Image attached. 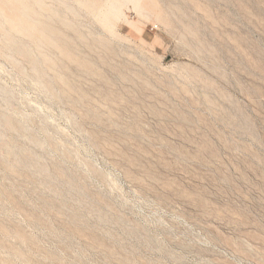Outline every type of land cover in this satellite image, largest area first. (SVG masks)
<instances>
[{
  "label": "rangeland",
  "instance_id": "374dc122",
  "mask_svg": "<svg viewBox=\"0 0 264 264\" xmlns=\"http://www.w3.org/2000/svg\"><path fill=\"white\" fill-rule=\"evenodd\" d=\"M39 4L70 57L0 34V264H264V0Z\"/></svg>",
  "mask_w": 264,
  "mask_h": 264
},
{
  "label": "bare ground",
  "instance_id": "6f19581e",
  "mask_svg": "<svg viewBox=\"0 0 264 264\" xmlns=\"http://www.w3.org/2000/svg\"><path fill=\"white\" fill-rule=\"evenodd\" d=\"M17 1V7H15L13 11L7 10L5 6L0 4V17L2 18V21H6L10 29V31H6L4 33L0 31V34L5 39H7L8 43L6 45L10 48L14 55H21L23 59L29 63V67L33 72H35V76L40 79L42 84L50 83V81L46 79L48 75L46 76V74H44L43 68L41 66L42 64H39L38 60L40 59H37L34 53L38 52L39 56L41 55L40 57L42 58L43 63L48 62L49 66L52 68L56 66V61L50 53L45 52V46L57 47L60 51H63L66 56L70 57V52H68L67 48L64 45L60 47V45H62L61 38L59 37L58 28L55 25V21H61L63 16L58 13V10L51 9V7L50 10L45 13L46 16H44L42 7L39 4V0H37V2L35 0L33 3L26 2L24 0ZM112 6H114L113 3L109 5V13H112V11L115 10ZM14 55L8 54L9 57ZM17 69H19V67ZM18 72L21 71L18 70ZM12 97V93L8 90V88L6 89L4 85H0V101L4 102L5 104L11 103ZM8 113L9 112L6 114L4 112H0V134L2 133V137L5 135L3 134L5 130H9L10 132L19 130V125L17 124L18 122L16 123V121L10 117V114L8 116ZM30 138L36 142L40 141L32 134H30ZM0 145V148L3 146L7 152H13L14 148L16 154H19L20 157L21 155L24 156V154L21 153L20 144H15V146L13 145L14 147H9V145ZM24 161L27 162L26 158H24Z\"/></svg>",
  "mask_w": 264,
  "mask_h": 264
}]
</instances>
